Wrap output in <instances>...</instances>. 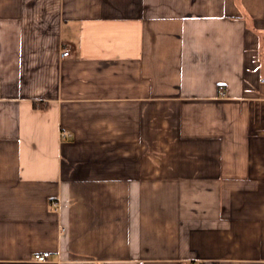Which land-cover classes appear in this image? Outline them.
Listing matches in <instances>:
<instances>
[{"label": "crops", "instance_id": "0c3cea01", "mask_svg": "<svg viewBox=\"0 0 264 264\" xmlns=\"http://www.w3.org/2000/svg\"><path fill=\"white\" fill-rule=\"evenodd\" d=\"M263 79L264 0H0V264H264Z\"/></svg>", "mask_w": 264, "mask_h": 264}, {"label": "built area", "instance_id": "2783aa9c", "mask_svg": "<svg viewBox=\"0 0 264 264\" xmlns=\"http://www.w3.org/2000/svg\"><path fill=\"white\" fill-rule=\"evenodd\" d=\"M70 54V51L68 49H65L62 53V55L64 56H68ZM264 81V79H263ZM63 135L65 136L66 133H63ZM54 205H57V202H54ZM50 257H51V253L49 251H44V252H41V253H36L34 255V259L36 261H40V262H46L48 260H50Z\"/></svg>", "mask_w": 264, "mask_h": 264}]
</instances>
